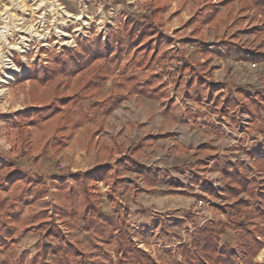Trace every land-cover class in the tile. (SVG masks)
<instances>
[{"label": "rangeland", "instance_id": "1", "mask_svg": "<svg viewBox=\"0 0 264 264\" xmlns=\"http://www.w3.org/2000/svg\"><path fill=\"white\" fill-rule=\"evenodd\" d=\"M214 7L219 9V17L215 21L205 22L206 15L211 13ZM238 9L235 0L228 5L224 0H0V187L13 193L17 189L15 186L27 181L28 184H34V189L29 190L27 194L30 199L34 194H42L41 197L32 200L35 212L22 216L24 224L27 225L28 220H32L33 224L10 237L6 246L0 245V261L6 248L16 255L24 254L26 258L31 256L38 238V231H33L31 226L40 220L54 219L65 234L76 239L70 231L71 227L69 228L68 224L71 223L68 221L77 218L60 214L56 186L52 181L59 182L60 175L69 171L91 172L94 175L97 169L117 167L115 160L123 154L139 160V156H146L142 153V148L133 154L129 151V145L144 138L150 139L147 138L149 134L157 139L178 133L173 142L170 139L158 141L155 149L158 155L151 153V157L147 156L149 162L165 161L166 164L172 165L162 172L163 180L157 187L148 189L147 186L151 182L144 181L137 177L134 171L127 169L121 178L122 183L127 184V190L119 186V178L114 172L109 182L91 178L88 182V191L92 200L97 204L101 202L103 209L111 207L117 214L112 217L117 218L119 223L125 226L129 241L136 249L149 256L151 264H165L170 259L166 251L172 248L165 249L161 242L154 244L148 242L146 234V231L155 227L159 228V233H165L168 230L167 219L170 218L168 215L174 216L178 222L187 224L186 228L191 232L194 227L207 220L226 217V213L219 210L216 205L229 201L208 193L209 189L217 193H221L222 190L219 173L210 168L216 157L242 163L248 167L250 176L257 180L264 179V174L257 172L252 163L253 159L246 153L252 146L264 149V132H259L256 124L250 123L249 116L242 111L239 102L229 105L235 108V112L229 114L236 130L228 120H225L233 136L230 134V137L222 138L219 142L218 138H215L217 142L212 146L221 149V156H214L208 165L205 162L206 151L203 150L208 147L209 142L202 132L208 127H203L206 120L200 119L207 111L217 110L215 109L217 104L228 105L226 99L236 96V90L239 88L264 95V33H258V30L264 29V16L260 14L256 16L252 10L240 12ZM128 19L151 20L157 26L158 32L155 36L157 47L153 56L151 52L145 55L140 53V57L144 56L149 62L152 73L154 62L160 55L169 53L176 55L174 47H182L186 41H207L203 47L211 42L232 41L247 56L261 55V58L251 60L231 56L222 49L216 53L205 54L203 47L200 50L183 48V52L177 54L188 56L183 65L187 64L189 67L193 63L199 68L197 70L195 67L196 69L192 71L191 77L194 80L198 78L204 80L203 85L207 90L210 80L229 83L232 88L226 93L217 92L216 97L215 93H212V96L207 95L208 92L205 90L203 98L193 100L187 96L184 88L188 78L176 79L175 86L172 83L171 88H167V81L155 75L163 82L164 90L173 101V106L175 99L172 91H178L191 101L215 99L212 107L206 111L192 113L190 109H183L175 103L178 114H182L171 119L164 111L161 113V106L155 100L135 95L126 97L115 106L116 110L112 111L110 116L106 115L102 106L116 98V87L122 73L133 68L129 57L135 51L131 48L117 69L110 73L101 89L90 87L81 91L79 96H75L63 106L61 114L51 119L45 117L46 110L38 111L44 104L55 105L60 97L72 95V80L64 74L58 75L48 84L46 91L42 94L37 93L36 100H33L27 79L29 70L45 67L53 55L60 54L64 49L74 48L78 39L101 34L103 42L108 44L109 34L121 30ZM164 33L168 38L161 37ZM170 44L174 46L169 48ZM2 59L6 61L2 62ZM252 62H256V65L252 66ZM3 63H8L11 67H4L7 65L3 66ZM116 70H119V73ZM261 102V115L264 121V99ZM26 110L29 111V116H25ZM197 117L198 123L195 122ZM79 118L82 121L77 125L76 121ZM210 121L215 124L211 119ZM218 128L219 125L212 126L210 131ZM223 131L227 132L226 129ZM163 153H167L169 157L164 159ZM84 165L90 168L80 170L79 168ZM191 168L201 173L190 171ZM188 172L194 174L191 182L187 178ZM52 174L57 175L56 180L50 178ZM180 179L187 180L183 183ZM210 180L218 183L219 187H209L207 183ZM66 181L72 182L73 179L68 176ZM5 183L13 188L10 189V186L8 188ZM94 184L103 189L104 186H108L109 193L101 190L95 193L91 187ZM137 187L146 188L148 191H139ZM156 191L182 199H189L192 196H196V199L208 197L215 203L211 206H198L196 202L193 203L186 212L190 214V218L197 215L201 219L191 222L192 219L183 220L178 214H170L167 205L150 208L139 202L146 198V201L150 200ZM0 199L7 202L6 198H2L1 192ZM130 204L131 207L136 205L135 213L130 210ZM15 206H11V211H14ZM4 210L10 214V208L6 204L0 208V217ZM20 214L19 211L16 219ZM128 216L132 220H128ZM245 216L250 229H262V232L258 231L256 238L264 243V216L250 213ZM232 233L229 234L231 239L234 238ZM100 238H116L117 241L118 236L115 231L110 237ZM231 244L235 247V238ZM114 248L112 252H105V255L114 258V262L111 261L109 264H119ZM85 255L87 259H96L86 252ZM102 263L105 264L103 261ZM251 264H264V246Z\"/></svg>", "mask_w": 264, "mask_h": 264}, {"label": "trees", "instance_id": "2", "mask_svg": "<svg viewBox=\"0 0 264 264\" xmlns=\"http://www.w3.org/2000/svg\"><path fill=\"white\" fill-rule=\"evenodd\" d=\"M233 0H224L230 4ZM239 11L252 10L255 15L264 16V0H235ZM219 17V9L213 8L211 13L206 15L204 21L212 22ZM157 26L151 20L128 19L124 27L116 33H110L109 43L102 40V35L87 39H78L76 46L64 49L60 54L53 55L45 67H35L29 70L27 79L29 81V92L33 100H36L37 93H44L48 84L60 74H64L72 80V95L60 97L56 104H44L38 111L46 110V118L51 119L61 114L63 106L70 102L81 91L90 87L101 89L110 73L117 69L121 61L128 54L129 49L134 48V53L129 57L133 68L129 72H123L118 83L116 98L107 102L103 112L107 115L114 107L128 96H140L155 100L164 106L165 114L174 118L173 101L164 90L160 77L150 71V64L144 56L151 52L153 56L157 44ZM258 33H264L258 30ZM223 50L231 56H238L245 59H259L261 55L247 56L239 46L232 41L211 42L203 47V53H216ZM152 59V57L150 58ZM204 80H194L193 77L186 80L184 88L187 96L193 100H199L205 96L203 85ZM212 96V91L207 90ZM236 96L226 99L228 105L239 102L242 111L250 118V123L256 124L259 132H264V121L262 119V100L264 95H259L245 88L236 90ZM210 97V96H209ZM167 104L165 105V102ZM29 116V111L24 112ZM82 119L76 121L80 125ZM148 135L147 138H149ZM150 143L144 140L131 143L129 151L133 154L139 149L149 147ZM246 153L253 159V165L258 173L264 174V149L259 146H252ZM118 166L115 168V176L119 178V186L124 190L128 189L127 184L122 183V174L129 169L134 171L137 177L146 182H155L162 173L144 165L133 157L121 155L115 160ZM211 170L220 175L222 184L221 193L209 189L208 193L220 197L224 202L217 204L219 210L226 213L224 219L217 218L207 220L191 232L189 242H181L174 250L167 249L166 253L170 259L165 264H251L258 251L264 243L256 238L258 231L262 229H250L246 214L264 216V179L257 180L250 176L248 167L239 162H232L216 157ZM57 175H50L56 180ZM71 176L73 181H66ZM112 174L110 168L97 169L92 175L91 172L69 171L60 175L59 182H55L57 207L62 215L70 218L76 217L83 223V229L98 237H110L117 232V241L114 248L119 264H151L149 256L141 250L136 249L129 241L126 228L119 223L118 219L106 216L98 204L91 199L88 191V182L91 178L109 182ZM139 191H148L146 188L137 187ZM28 192L19 199L20 205L30 204L33 198L41 197L42 194H34L33 198L28 197ZM7 204L6 200L0 199V208ZM10 206H15L11 203ZM20 208L11 211V221L17 218ZM21 212V211H20ZM34 218V217H33ZM33 231H38V238L34 252L29 258L24 254L16 255L7 248L4 251L0 264H103L98 258L87 259L84 250L77 239H72L55 223L54 219L40 220L31 226ZM231 230L234 233L235 247L227 242H222L223 234ZM14 225L10 220H5L0 228V245L6 246L10 237L15 235ZM262 232V231H261ZM179 256L180 258H177Z\"/></svg>", "mask_w": 264, "mask_h": 264}, {"label": "crops", "instance_id": "3", "mask_svg": "<svg viewBox=\"0 0 264 264\" xmlns=\"http://www.w3.org/2000/svg\"><path fill=\"white\" fill-rule=\"evenodd\" d=\"M196 68H197V70L199 69L197 66H196ZM149 100H151V99H149ZM159 106H160V104H159ZM104 107L105 106H102V110L104 109ZM173 107H174L173 108L174 117L178 118V115H181L182 113L178 114L175 103H174ZM163 108H164V106L161 107V113H163ZM215 109H217V110H215L213 112L207 111L202 116V118L200 119L201 121L203 119H205L206 121H205V124L203 125V127H208V129H205L202 132L203 134H205L206 138H208L207 141L209 142L208 147L203 149L204 151H206L205 162L208 163V165L211 163L214 156H221V149H217V148L212 147L217 142V141H215L216 140L215 138H218V142H219L222 140V138L230 137V134H231V133L224 132L223 129L220 131L219 128L217 130L210 131V127H212V126L217 127V125H218L217 123H215L217 125L212 124L210 121V118L217 117L219 119L228 120L231 123L230 117H232V116L229 113L235 112L234 107H231L229 105H225L224 103L223 104H217ZM114 110H116V107L112 111H114ZM112 111H110L109 116H110ZM169 117H170V115H169ZM171 119H174V118H171ZM184 119H185V116H184ZM189 120H191V119L189 118ZM195 122L196 123L199 122V117H197L195 119ZM199 124H202V123H199ZM231 125H232V123H231ZM232 127L234 128V125H232ZM177 137H178V133H174V134L171 133L170 135H167L166 137H158L157 139L152 138V135H150V137H149L150 139L144 138L143 140L145 142H149L151 140L150 142H152V143L149 142L150 143L149 147L142 148V153H144L146 156L145 157L139 156L140 157L139 161L142 162L144 165L149 166L152 169H157L161 173L165 172L172 165L166 164L165 161H157L156 160L157 161L156 162L155 160L154 161L150 160V162H149V161H147V156L151 157L152 156L151 153H154V155H158V153L155 150V149H157L158 141H167L168 139H170V141L173 142V141H175L174 138H177ZM209 151H211V152L213 151L214 153H210ZM172 156H173V154H171V157ZM162 157H164V159H166L169 157V155L167 153H163ZM86 165H84L82 168H79V169L82 171L87 170L88 166H86ZM88 168H90V167H88ZM115 168H116L115 166L110 168V173L112 174V176L114 174ZM190 171L201 173L200 171H196L194 168H191ZM189 175H191V176H189ZM192 176L194 177V174L193 173L191 174L190 172H188L187 178H188L189 182H191V179L193 178ZM161 178L162 177H160V179L156 182L149 183L147 186L148 189H150L152 187H154V188L157 187L158 183H161L162 182L161 180H163ZM186 180L187 179H180V181L183 183L186 182ZM5 185H7L8 188L10 186V189L13 188L11 185H8L6 183H5ZM15 187H17V189L14 190L13 193H11V191L9 189L7 190V189H4L3 187H0V192L2 193V198L7 199V207L10 208L9 213H11V206L10 205H11V201H13V203L16 205L14 210H17L20 208L21 214L18 216V219H15V221L14 220L11 221V218L8 215V211L4 210L3 215H1V217H0V228L2 227V224L5 220H10V223H12L14 225L16 231H21L24 227H27V226L29 227L31 224H33L32 220H28L29 223L27 225L24 224L25 221H22L23 220L22 216L25 213L29 214V212H31L33 214L35 212V210H34L35 206L33 203L34 201L30 204L21 206L19 199L21 197H23V195L26 192H28L29 190H31V189L33 190L34 184L31 185L30 183L28 184L27 181L26 182L24 181L21 185L15 186ZM178 198H180V197H178ZM178 198L175 197L174 195H169V194L166 195V194H162V193L159 194V192L156 191V194L153 195V197L150 200L146 201L147 200V198H146L145 200H143V199L139 200V202L142 203L143 205L149 206L150 208H153V207L157 208L158 206L161 207V206L167 205L169 207L167 210H170L169 211L170 214H174V215L178 214L180 216V218H182L183 220L192 219L191 220V222H192L196 219H201L197 215H194V217L190 218L191 217L190 214L188 212H186L187 210L190 209L191 205L196 202V196L195 197L192 196L189 199L180 198V199H182V201ZM137 201H138V199H137ZM140 203H138L139 206H140ZM98 204H99L100 209L103 211V213L106 216L112 217L114 215H117L115 212H113L111 210L110 206H107L106 209H103L101 207V202H98ZM130 210H132L135 213V211L137 210L136 205H133L131 207V204H130ZM176 211H178V212L176 213ZM135 215L137 216V214H135ZM32 216L34 217V215H32ZM168 217H170L167 219L168 230L165 233H159V228L155 227L150 231H146V234H147L148 242L153 243V244L161 242V243H163V247L165 249L166 248H172L173 249V248H175V246L178 243L188 242L190 240L191 231L188 228H186L187 224H183V222L176 221L174 216L168 215ZM128 220H132V219L128 216ZM68 222L71 223V224H68L69 228L71 227L70 228L71 233L79 241V244L81 245L84 252H86L92 258L93 257H95V258L99 257V259H101L105 264H109L111 261L114 262V258L109 256V255H105V252L109 253V252L113 251V248H114L115 242H116V238L107 239V238H100L97 236L96 237L92 236L89 232H87L83 229L82 221L77 220L75 218L72 221H68ZM197 224H198V222H197ZM230 233H232V231H227L225 234H223L221 237V240L227 241L230 243L234 242V238L231 239V237L229 236ZM232 234L234 237V233H232ZM153 239H155V240L153 241ZM105 257L108 259H105Z\"/></svg>", "mask_w": 264, "mask_h": 264}, {"label": "built area", "instance_id": "4", "mask_svg": "<svg viewBox=\"0 0 264 264\" xmlns=\"http://www.w3.org/2000/svg\"><path fill=\"white\" fill-rule=\"evenodd\" d=\"M126 19V17L124 18V20ZM167 34L164 33L161 35L162 38H168L166 37ZM207 43V41H197V42H190V41H186L185 43H183L182 47H174L175 53L176 55H172L171 53H169L168 55H160L158 57V59L154 62V69H153V73L157 74L159 76H161L163 78L164 81H167L168 83V87L167 88H171V84L174 83V80H178V79H187L190 78L192 75V71H194L196 68V66L192 63V66L187 67V64H184L185 59H187V55H177L179 52H183V48L188 50H191L192 48H195L197 50H200L203 47V44ZM170 46V47H169ZM168 47L171 48L172 46H174V44H170ZM256 62H252V66H255ZM183 67V69H182ZM186 67L188 69H186ZM128 69V68H126ZM117 73H119V70H116ZM232 87L229 85V83H225L223 81H218V80H210L209 82V89L212 90V93L214 94V97L217 96V92H223L226 93L228 92L229 89H231ZM213 95V94H212ZM172 96L175 99V103L178 104L180 107H182L183 109H190L193 113H197L199 111H206L209 107H212L214 105V101L215 99L212 100V98H205L204 100L201 101H191L189 99H186L183 97V95L181 93H179L178 91L173 92L172 91ZM212 120V122H215L219 125V128L221 129H226V131L228 133L231 132L230 130V126L228 124L227 121H225V119H219L217 117H213L210 118ZM214 180V179H213ZM213 180H210L207 184L209 187L211 188H216L219 187V184L216 182H212ZM101 184V183H99ZM94 190L95 193L99 192L100 190L103 191L104 193H109L108 186H104V189L101 188V186H97L96 184H94L93 186H91ZM215 202L212 201L210 198H204V197H200L198 199H196V204L198 206H211L213 205ZM220 215L223 216L222 213H220ZM209 217V216H208ZM207 217V218H208ZM206 218V219H207ZM59 220V219H58ZM136 228V227H135ZM258 238H260V236H258Z\"/></svg>", "mask_w": 264, "mask_h": 264}, {"label": "bare ground", "instance_id": "5", "mask_svg": "<svg viewBox=\"0 0 264 264\" xmlns=\"http://www.w3.org/2000/svg\"><path fill=\"white\" fill-rule=\"evenodd\" d=\"M2 56V55H1ZM4 61H6V59H2V62H4ZM4 64H6L7 66H4ZM3 66L4 67H7V68H10L11 66H9V64L8 63H3ZM12 78V77H11Z\"/></svg>", "mask_w": 264, "mask_h": 264}]
</instances>
